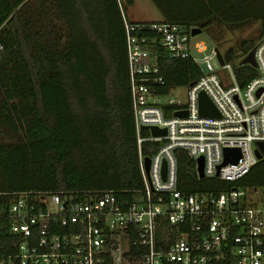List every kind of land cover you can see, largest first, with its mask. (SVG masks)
Returning <instances> with one entry per match:
<instances>
[{
    "label": "built area",
    "instance_id": "obj_1",
    "mask_svg": "<svg viewBox=\"0 0 264 264\" xmlns=\"http://www.w3.org/2000/svg\"><path fill=\"white\" fill-rule=\"evenodd\" d=\"M123 18L143 187L127 196L113 189L83 195L65 189L6 192L11 199L0 206V214L13 238L0 264H264V189L188 193L179 188L176 156L177 149L186 150L197 174L202 156L204 177L227 181L264 159L258 144L264 141V35L255 44L257 65L249 64L256 75L242 86L237 64L225 57L221 64L215 49L202 59L193 55V49L207 48L204 41H194L193 27L135 22L124 10ZM3 49L0 43V58ZM161 51L192 58L200 67L185 102L172 97L176 86L157 91L166 85ZM202 91L220 117L200 115ZM183 111L187 115H175ZM152 126L166 133L154 136ZM145 142L159 146L146 155ZM226 148L240 149L237 162H225Z\"/></svg>",
    "mask_w": 264,
    "mask_h": 264
},
{
    "label": "trees",
    "instance_id": "obj_2",
    "mask_svg": "<svg viewBox=\"0 0 264 264\" xmlns=\"http://www.w3.org/2000/svg\"><path fill=\"white\" fill-rule=\"evenodd\" d=\"M162 20L211 28L259 23L264 0H152ZM134 0H0V206L17 190L104 189L127 196L143 187L127 59L125 7ZM138 22V21H135ZM215 39V37H213ZM216 40V39H215ZM256 44L223 52L244 86L256 70L240 64ZM166 85H189L201 70L192 58L160 52ZM143 134H149L143 130ZM158 142H145L151 155ZM179 188L219 194L264 189V159L235 181L199 178L195 161L176 150ZM0 214V255L13 235Z\"/></svg>",
    "mask_w": 264,
    "mask_h": 264
},
{
    "label": "rangeland",
    "instance_id": "obj_3",
    "mask_svg": "<svg viewBox=\"0 0 264 264\" xmlns=\"http://www.w3.org/2000/svg\"><path fill=\"white\" fill-rule=\"evenodd\" d=\"M124 12L132 21H155L161 18V13L152 0H134L132 5L124 8ZM258 36L259 23L257 22H251L238 27L216 21L211 28L208 30L203 29L201 33L194 36V41L201 40L206 43V50L198 52L193 49L192 52L194 56L202 59L204 55H210L216 47L223 53L229 47L237 48L243 39L254 38L257 41L259 39ZM212 63L215 67L219 66L216 58L212 59ZM201 66L205 68L203 63ZM187 90V85L176 86V88L172 89L171 95L175 99L185 102L187 100Z\"/></svg>",
    "mask_w": 264,
    "mask_h": 264
},
{
    "label": "water",
    "instance_id": "obj_4",
    "mask_svg": "<svg viewBox=\"0 0 264 264\" xmlns=\"http://www.w3.org/2000/svg\"><path fill=\"white\" fill-rule=\"evenodd\" d=\"M0 20H1V13H0ZM203 31V28L201 27H193L191 32L192 35H196L198 33H201ZM216 52H217V57L220 61L221 64H224V56L222 54V52L220 51V49L218 47L215 48ZM255 46L242 58V60L240 61V64H251L253 66H256V61H255ZM199 110H200V115L202 116H210V117H220V112L217 109V107L214 105V103L212 102V100L210 99V97L207 95L206 92L202 91L199 94ZM175 115L177 116H184L187 115V112L183 111V112H176ZM151 132L154 136H159V135H163L166 133V129L165 128H158L156 126H152L151 127ZM258 144L260 145V147L263 149L264 151V141H260L258 142ZM258 154V157L261 158L262 154L260 153L259 150L256 151ZM240 157V149L239 148H226L225 149V162L231 161V162H237V160ZM145 165H146V170H149V166H150V157L147 156L145 158ZM164 169H165V165H164ZM197 171H198V175L199 178H204L205 174H204V159L203 157H199L197 159Z\"/></svg>",
    "mask_w": 264,
    "mask_h": 264
},
{
    "label": "crops",
    "instance_id": "obj_5",
    "mask_svg": "<svg viewBox=\"0 0 264 264\" xmlns=\"http://www.w3.org/2000/svg\"><path fill=\"white\" fill-rule=\"evenodd\" d=\"M136 21H137V20H136ZM155 21H163V20H162V16H161V18H159L158 20H155Z\"/></svg>",
    "mask_w": 264,
    "mask_h": 264
}]
</instances>
